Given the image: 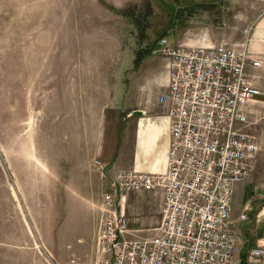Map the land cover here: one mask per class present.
Listing matches in <instances>:
<instances>
[{"label": "crops", "instance_id": "crops-1", "mask_svg": "<svg viewBox=\"0 0 264 264\" xmlns=\"http://www.w3.org/2000/svg\"><path fill=\"white\" fill-rule=\"evenodd\" d=\"M232 1L176 4L173 15L159 17L160 30L155 35L140 21L136 24L140 34L134 35L133 26L119 10L101 8L87 15L86 30L77 38L78 33H74L76 42L70 44L69 38L66 45V157L75 168L71 173L75 186H69L68 191L82 207H97L100 194L111 191L110 181L117 169L164 170L170 134L167 105L158 101V94L167 82V59L150 51L158 37L166 36L182 45L245 39L253 58L259 60L256 65L247 64L245 72L260 92L246 101L247 122L242 128L255 135L258 148L252 171L233 185L230 216L236 219L238 241L232 264H264V257L249 255L252 245L264 243V146L259 132L264 120V0H243L251 6L263 5L256 13L244 16L231 12ZM32 154V170L37 173L31 174L29 186L18 174L24 170L23 158L15 157L12 163V158L4 157L5 165L14 171L15 183L13 188L7 180L2 197L11 202L15 213L3 222L0 264H50L34 246L30 233L24 231L23 202L37 208L36 216L51 231L54 212L43 209L65 207L66 200L60 197L61 191L49 185L52 175L47 166ZM95 193L100 196L95 198ZM161 202L159 188L132 189L123 194L119 208L126 215L130 234L140 235L159 221ZM243 211L245 217L238 218ZM50 233L43 237V243L56 261H63L66 242L51 238Z\"/></svg>", "mask_w": 264, "mask_h": 264}, {"label": "built area", "instance_id": "built-area-1", "mask_svg": "<svg viewBox=\"0 0 264 264\" xmlns=\"http://www.w3.org/2000/svg\"><path fill=\"white\" fill-rule=\"evenodd\" d=\"M150 51L167 59V82L158 94L170 134L165 168L117 169L111 191L97 204L91 248L63 261L44 250L50 264H232L238 241L230 216L233 185L252 171L258 148L255 135L242 128L244 105L260 92L245 66L259 60L245 39L182 45L160 36ZM152 188L162 193L159 221L151 235L130 234L119 199L127 190ZM249 255L263 258L264 243L252 245Z\"/></svg>", "mask_w": 264, "mask_h": 264}, {"label": "rangeland", "instance_id": "rangeland-1", "mask_svg": "<svg viewBox=\"0 0 264 264\" xmlns=\"http://www.w3.org/2000/svg\"><path fill=\"white\" fill-rule=\"evenodd\" d=\"M179 2L0 0V238L3 222L15 213L11 202H5L2 197L7 180L13 188L15 183L14 171L5 165L4 157L12 158V163L15 157L23 158L24 170L18 174L23 184L29 186L31 174L37 173L35 168L32 170L34 153L47 166L52 175L48 183L61 191L59 195L66 200V206L43 209L53 210L55 215L50 231L42 218L36 216L37 208L23 202L24 231L30 233L34 246L45 259L44 250H49L42 239L50 232L51 238H63L66 242V258L90 249L97 225V207H82L79 199L68 191L69 186H75L71 177L75 168L66 157V45L69 38L70 44L76 42L74 33H78L77 38L81 30H86L87 15L95 9L119 10L133 26L134 35L140 34L136 26L139 21L145 22V28L155 35L160 30L159 17L166 13L173 15ZM256 4L234 0L230 9L235 14L250 15L263 7ZM259 132L264 146V120ZM100 195L95 193L94 197ZM40 196L45 198L44 193ZM152 233L150 228L139 234Z\"/></svg>", "mask_w": 264, "mask_h": 264}, {"label": "water", "instance_id": "water-1", "mask_svg": "<svg viewBox=\"0 0 264 264\" xmlns=\"http://www.w3.org/2000/svg\"><path fill=\"white\" fill-rule=\"evenodd\" d=\"M213 2L219 4L222 0H212ZM133 112L135 113H138L139 111L138 110H134Z\"/></svg>", "mask_w": 264, "mask_h": 264}, {"label": "trees", "instance_id": "trees-1", "mask_svg": "<svg viewBox=\"0 0 264 264\" xmlns=\"http://www.w3.org/2000/svg\"><path fill=\"white\" fill-rule=\"evenodd\" d=\"M187 0H181V2H179V3H176L177 5H180V3H184V2H186ZM188 1H190V0H188Z\"/></svg>", "mask_w": 264, "mask_h": 264}]
</instances>
